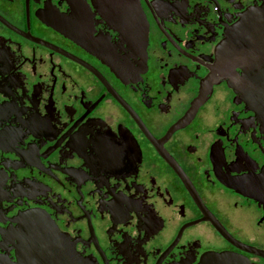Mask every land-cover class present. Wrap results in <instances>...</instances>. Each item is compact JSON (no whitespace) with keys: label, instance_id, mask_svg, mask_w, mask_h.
<instances>
[{"label":"flooded vegetation","instance_id":"flooded-vegetation-1","mask_svg":"<svg viewBox=\"0 0 264 264\" xmlns=\"http://www.w3.org/2000/svg\"><path fill=\"white\" fill-rule=\"evenodd\" d=\"M262 6L0 0V264L45 223L75 264H264V205L229 186L264 175V110L220 51Z\"/></svg>","mask_w":264,"mask_h":264},{"label":"water","instance_id":"water-1","mask_svg":"<svg viewBox=\"0 0 264 264\" xmlns=\"http://www.w3.org/2000/svg\"><path fill=\"white\" fill-rule=\"evenodd\" d=\"M145 38L146 32L142 27L141 39ZM220 51L226 56L232 72L237 67L243 70V75L233 82L238 92L240 91L245 99L249 97L259 110H264V6L243 15L242 19L227 32ZM229 186L264 205V175L253 177L251 180L235 181ZM41 232H44L43 235H40ZM28 238L45 240L41 245H28V248L34 251H37V248L44 249L43 256L28 258V264H75L71 261L72 253L71 258L66 259L64 256L63 237L50 223H45L43 227L34 226ZM51 240L57 241L60 253L55 252L56 242ZM30 253L29 251L28 254Z\"/></svg>","mask_w":264,"mask_h":264}]
</instances>
